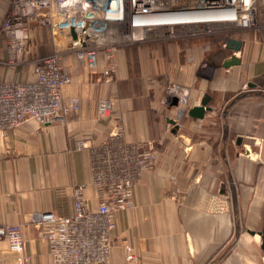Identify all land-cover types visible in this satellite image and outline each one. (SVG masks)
<instances>
[{
    "label": "crops",
    "instance_id": "1",
    "mask_svg": "<svg viewBox=\"0 0 264 264\" xmlns=\"http://www.w3.org/2000/svg\"><path fill=\"white\" fill-rule=\"evenodd\" d=\"M11 3L0 0V21ZM44 28L33 24L29 39L45 40ZM229 40L222 35L121 48L111 81L104 56L91 71L74 51H64L72 80L64 105L78 97L79 110L64 122L28 120L0 131V226H21L30 264H54L31 214L69 215L81 184L88 186L89 204H97L91 153L78 147L102 145L119 125L129 143L153 141L157 160L136 186L135 207L118 216L106 264H264L261 237L251 234L264 231V40L247 33L237 39L240 51ZM32 45L25 62L11 68L0 40V81L34 79L29 58L46 55ZM233 56L240 63L226 68ZM172 85L187 92L185 103L169 91ZM103 98L114 103L108 118L98 113ZM207 98L204 117H192L189 111ZM0 264H20L5 239Z\"/></svg>",
    "mask_w": 264,
    "mask_h": 264
},
{
    "label": "built area",
    "instance_id": "2",
    "mask_svg": "<svg viewBox=\"0 0 264 264\" xmlns=\"http://www.w3.org/2000/svg\"><path fill=\"white\" fill-rule=\"evenodd\" d=\"M11 5L0 25L5 64L11 68L21 66L30 53L33 24L53 33L68 31L73 39L70 49L91 71L104 56L106 81L114 77L115 52L121 48L215 35L237 40L250 32L264 40V0H12ZM63 53L36 59L31 81H0V131L13 130L28 120L41 125L64 122L69 112L79 110L78 97L64 105L63 90L71 77L63 65ZM169 91L180 96V103L186 102L187 92L181 87L172 85ZM113 108L111 99H101L99 116L110 117ZM78 149L90 150L97 204H89L88 186L81 184L74 190L69 215L35 212L31 224L41 228L54 264H106L118 216L135 207L136 186L157 160L156 144L127 142L119 125L102 145L81 142ZM0 239L8 242L20 264H30L20 225L0 226ZM134 260L129 253L127 261Z\"/></svg>",
    "mask_w": 264,
    "mask_h": 264
},
{
    "label": "rangeland",
    "instance_id": "3",
    "mask_svg": "<svg viewBox=\"0 0 264 264\" xmlns=\"http://www.w3.org/2000/svg\"><path fill=\"white\" fill-rule=\"evenodd\" d=\"M12 6V5H11ZM11 9V7H10ZM10 9L8 10V12L10 11ZM8 12L5 14V16L2 18V20L0 21V25L2 24L4 18L6 17V15L8 14ZM45 30H48L46 32V35H45V40L42 39L40 36L35 38L33 37L32 40L29 39V45L32 44V42H34V46L35 48H39V50H41V52H44V55L48 56V55H51L53 53H56L57 51L59 52H64L66 51V49H70L71 47V40H72V37L70 35V33L68 31H60V30H57L55 31V33L52 32L51 29L49 28H44ZM215 37V36H214ZM59 40L61 42V44H63V48H58V45L54 42L55 40ZM218 39H224V37H218ZM48 41H50V43L52 44V49L49 47V44L50 43H47ZM33 45L31 46V49L32 47H34ZM34 49V48H33ZM60 49V50H59ZM72 51V50H71ZM32 51L29 53L31 55ZM48 54V55H47ZM64 54V53H63ZM40 56V57H39ZM37 56L36 53L33 56H31V58H29L30 60H33L35 61L36 59H39L41 57H44L42 55H39ZM33 58V59H32ZM4 81H8V80H4ZM16 82V81H15ZM72 82V81H71ZM71 84V83H70ZM65 89V88H64ZM63 98H64V90H63ZM7 225V224H5ZM4 226V225H2ZM257 240H260L261 241V238L257 239ZM261 252V251H260ZM263 255H264V252H262Z\"/></svg>",
    "mask_w": 264,
    "mask_h": 264
},
{
    "label": "water",
    "instance_id": "4",
    "mask_svg": "<svg viewBox=\"0 0 264 264\" xmlns=\"http://www.w3.org/2000/svg\"><path fill=\"white\" fill-rule=\"evenodd\" d=\"M72 35L74 38H76V33L74 30H72ZM229 47L232 48L233 50L235 51H240L241 50V46H242V41L240 40H236V39H233L231 38L229 40V43H228ZM240 63V60L236 57V56H233L231 59H229L228 61L225 62L224 66L226 68L232 66V65H237ZM208 100L209 98L205 99L202 103V106L201 107H198V108H193L189 111V114L194 117V118H203L204 115H205V112L207 110H209V108L207 107V104H208ZM174 102L175 104L177 105L178 104V100L175 98L174 99ZM251 234L253 235H256L258 234L260 237H261V240H262V249L264 250V231L262 232H251Z\"/></svg>",
    "mask_w": 264,
    "mask_h": 264
},
{
    "label": "bare ground",
    "instance_id": "5",
    "mask_svg": "<svg viewBox=\"0 0 264 264\" xmlns=\"http://www.w3.org/2000/svg\"><path fill=\"white\" fill-rule=\"evenodd\" d=\"M215 36H222V35H215ZM210 37H214V36H210ZM80 60V59H79ZM81 61V60H80ZM82 62V61H81ZM29 81H31V80H29ZM72 81V80H71ZM12 251V250H11Z\"/></svg>",
    "mask_w": 264,
    "mask_h": 264
}]
</instances>
